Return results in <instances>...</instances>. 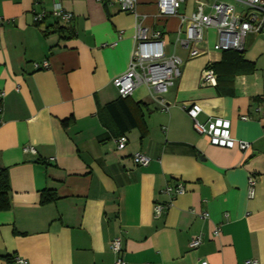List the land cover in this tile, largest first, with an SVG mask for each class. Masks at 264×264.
Instances as JSON below:
<instances>
[{"label": "crops", "instance_id": "0c3cea01", "mask_svg": "<svg viewBox=\"0 0 264 264\" xmlns=\"http://www.w3.org/2000/svg\"><path fill=\"white\" fill-rule=\"evenodd\" d=\"M216 1L183 0L175 15L162 16L157 0H136L134 13L115 0H0V168L10 189L0 264H113L116 237L127 264H264V24L237 51L243 64L213 49V28L194 46L196 57L178 41L198 3L206 15ZM54 5L72 21L52 17ZM137 22L161 32L180 75L164 95L140 85L128 97L142 105V120L121 134L119 150L104 107L120 98L112 80L127 70ZM43 61L47 69L34 68ZM217 63L218 86L203 84L202 71ZM190 104L201 108L200 123L228 120L231 137L249 149L211 146L182 109ZM25 146L36 154H24ZM135 153L149 163L135 165ZM177 183L183 194L164 193ZM44 192L55 199L42 203ZM198 234L201 244L190 249Z\"/></svg>", "mask_w": 264, "mask_h": 264}, {"label": "built area", "instance_id": "2783aa9c", "mask_svg": "<svg viewBox=\"0 0 264 264\" xmlns=\"http://www.w3.org/2000/svg\"><path fill=\"white\" fill-rule=\"evenodd\" d=\"M123 12L134 13L136 0H115ZM229 2L216 1L210 5L209 13L203 14L204 4L198 3L197 9L188 19V24L184 31V39H178L180 45L189 49V56L199 55L195 45L202 41L203 31L213 28L216 31V42L213 49L218 52L241 51L243 42L249 32H258L264 24V0H229ZM183 0H157L159 13L162 16L175 15L179 4ZM242 7V12L236 11V5ZM58 21L70 23L73 15L65 11L59 5H54L49 13ZM46 13L43 11L34 15L35 23L40 22ZM134 46L130 55L127 70L124 74L115 77L112 80L120 98L130 97L133 91L140 85H145L157 95L166 94L174 85L175 80L180 75L179 66L181 60L174 55L165 54V41L159 31L149 32L142 27L140 23L134 25ZM190 47V48H189ZM35 69H47L48 64L43 61L41 64H34ZM201 82L209 86L216 85L215 73L207 66L201 73ZM0 93V100L3 97ZM160 109L166 111L167 107L162 100H158ZM182 109L192 121L193 130L200 136L207 139L213 147L232 149L237 145L242 152L247 151L249 143L236 141L231 137L230 122L225 119L215 118L200 123L197 120L201 108L197 104L182 106ZM246 120V117H241ZM117 149H123L126 144V138L120 136L114 140ZM24 154L34 155L35 149L31 146H25L22 149ZM132 162L135 165L144 167L149 163V158L141 153H135L132 156ZM255 179L252 176L247 178V196L251 199L254 196ZM164 193L169 196H178L184 193L182 184L168 185ZM163 207L156 205L155 215L159 216ZM202 218H207L203 213ZM216 235V232H215ZM203 235L198 234L189 241V248L196 249L202 242ZM110 251L115 255L113 264H127L121 257L122 246L119 237L113 238L109 243ZM255 260L245 261V264H255ZM14 264H26L19 258L14 259ZM197 264H208L206 260H200Z\"/></svg>", "mask_w": 264, "mask_h": 264}, {"label": "trees", "instance_id": "16d2710c", "mask_svg": "<svg viewBox=\"0 0 264 264\" xmlns=\"http://www.w3.org/2000/svg\"><path fill=\"white\" fill-rule=\"evenodd\" d=\"M224 53H231L233 56H235V59L237 61L241 62L242 64L244 63L237 51H224ZM221 66L222 64L217 63L214 64L211 68L213 71H216V69ZM250 70L251 68L248 71ZM215 86H218V84L216 83ZM141 110L142 105L139 103L131 105L128 97L124 99L118 98L116 101L109 103L104 107V113L110 119L111 123L114 125L118 132L117 138L129 128H133L141 124ZM100 116H102L101 112ZM61 125L66 127L68 125V121H62ZM9 194L10 189L7 171L5 169L0 168V212H4L10 209ZM54 199L55 196L53 193L44 192L41 196L42 203Z\"/></svg>", "mask_w": 264, "mask_h": 264}, {"label": "rangeland", "instance_id": "374dc122", "mask_svg": "<svg viewBox=\"0 0 264 264\" xmlns=\"http://www.w3.org/2000/svg\"><path fill=\"white\" fill-rule=\"evenodd\" d=\"M211 1V0H210ZM217 1H223V0H217ZM225 2L227 1V0H224ZM229 2V1H228ZM236 5V9H237V12H240L241 10H239V8H240V6H238L237 4H235Z\"/></svg>", "mask_w": 264, "mask_h": 264}]
</instances>
